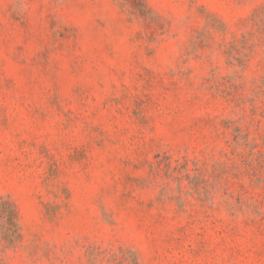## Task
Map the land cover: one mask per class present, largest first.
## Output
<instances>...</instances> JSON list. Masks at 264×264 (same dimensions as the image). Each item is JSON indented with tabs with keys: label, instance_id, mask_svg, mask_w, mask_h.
Masks as SVG:
<instances>
[{
	"label": "rangeland",
	"instance_id": "rangeland-1",
	"mask_svg": "<svg viewBox=\"0 0 264 264\" xmlns=\"http://www.w3.org/2000/svg\"><path fill=\"white\" fill-rule=\"evenodd\" d=\"M0 264H264V0H0Z\"/></svg>",
	"mask_w": 264,
	"mask_h": 264
}]
</instances>
